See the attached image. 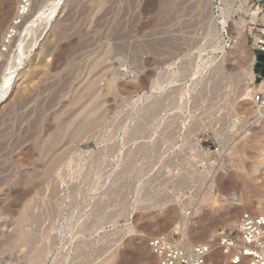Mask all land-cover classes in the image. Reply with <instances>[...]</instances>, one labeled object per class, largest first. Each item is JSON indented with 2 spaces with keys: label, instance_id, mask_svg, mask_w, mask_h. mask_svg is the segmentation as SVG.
I'll return each mask as SVG.
<instances>
[{
  "label": "rangeland",
  "instance_id": "1",
  "mask_svg": "<svg viewBox=\"0 0 264 264\" xmlns=\"http://www.w3.org/2000/svg\"><path fill=\"white\" fill-rule=\"evenodd\" d=\"M44 1L0 102V264H155L153 236L193 245L264 214V0H64L41 36ZM14 7L0 0V37ZM89 107L97 125L72 142ZM211 258L223 261L215 246Z\"/></svg>",
  "mask_w": 264,
  "mask_h": 264
},
{
  "label": "built area",
  "instance_id": "2",
  "mask_svg": "<svg viewBox=\"0 0 264 264\" xmlns=\"http://www.w3.org/2000/svg\"><path fill=\"white\" fill-rule=\"evenodd\" d=\"M32 2L17 0L16 16L0 40V65L18 51L19 26L29 18ZM29 23L32 31L35 20ZM50 24L43 23L38 34L44 35ZM258 43L260 51L264 52V41ZM253 101L255 112L261 117L264 113V92H256ZM215 151H219V148H215ZM214 246L225 264H264V214L244 211L239 215L236 226L218 230L209 240L193 245L188 244L181 235L159 234L148 240L149 250L156 258L155 264H213L211 256Z\"/></svg>",
  "mask_w": 264,
  "mask_h": 264
},
{
  "label": "bare ground",
  "instance_id": "3",
  "mask_svg": "<svg viewBox=\"0 0 264 264\" xmlns=\"http://www.w3.org/2000/svg\"><path fill=\"white\" fill-rule=\"evenodd\" d=\"M33 1H37V0H33ZM64 0H47L43 5H44V7H48V8H46L47 9V14H45V15H43V19H45V22H46V24L47 23H49L50 22V20L54 17V15L56 14V12L58 11V9H59V7H60V5H61V3L63 2ZM67 2V1H66ZM102 2V0H100V3ZM16 3H17V0H15V7L13 8V11H12V16H11V18H10V20L8 21V23H7V26L5 27V29H4V31H3V33L1 34V37H0V40H1V38L4 36V34H5V32H6V29L8 28V26H9V24H10V22L15 18V14H16ZM43 5H41V8L42 9H44L42 6ZM32 9V8H31ZM40 9V8H39ZM38 9V10H39ZM40 11V10H39ZM41 13H42V11H40ZM40 13V14H41ZM44 13H46V11H44ZM39 14V15H40ZM41 16V15H40ZM42 18V17H41ZM218 22H220L221 23V21H218ZM25 24H27V22H26V19L24 20V22L19 26L20 27V29H21V32H20V35H19V37H18V43H19V45L21 44V40H22V38H23V36L25 35L24 34V32L26 33V31H27V28L28 27H23ZM221 24H223V28H224V21L221 23ZM221 26V25H220ZM222 27V26H221ZM40 41H42V40H40ZM261 41H264V39H262V38H258L257 39V42H261ZM32 42V41H31ZM31 44V43H30ZM36 44V40H33V44L31 45V47L32 46H34ZM31 47H28L29 48V50L31 49L32 50V48ZM21 48V47H20ZM22 49H23V47H22ZM22 49L20 50V52L17 54V53H15L17 56H15V54L13 55V56H15L14 58H13V60H11L10 59V64L8 63H3L0 67L1 68H3L2 70V74H4L5 73V75L3 76V75H1V79H0V102L2 101V99L5 97V94H6V92L10 89V87L12 86V84L15 82V80H16V77L17 76H19L18 75V70L20 69V66L22 65V63L24 62V59L26 58V55H27V53H25L26 51H22ZM23 50H26V49H23ZM223 52V48L221 47V50L219 51V52ZM7 62V61H6ZM9 62V61H8ZM253 64V61L251 62V64H249L250 65V67H251V65ZM249 67V68H250ZM251 70V69H250ZM250 70H249V72H250ZM241 73V72H240ZM251 79H253V76H251ZM259 82V81H258ZM264 82V80H262L260 83H263ZM260 83H258V84H260ZM257 84V85H258ZM95 81L94 80H92L89 84H88V87L91 89V88H95ZM86 87V86H85ZM87 88V87H86ZM247 88V87H246ZM88 89V88H87ZM87 89H84L85 91H87ZM96 89V88H95ZM259 89V87L258 86H256L254 89H252V90H250V91H255V90H258ZM95 91V90H94ZM249 91V90H248ZM82 93V92H81ZM79 94L78 93V95L72 100V105L74 106V104H76L78 101H80L81 99H82V94ZM243 93V92H242ZM242 93H241V95H242ZM246 94H250V93H246ZM246 94H244V96L246 95ZM247 96V95H246ZM251 96V95H250ZM95 103V102H94ZM93 103V104H94ZM95 105H97V104H95ZM94 105V106H95ZM100 107V106H99ZM97 108V107H96ZM92 109H94L95 110V107L94 108H92ZM90 107H89V110L88 111H90V114L92 113L93 114V112H94V110H92ZM87 110V109H86ZM91 110L93 111V112H91ZM87 111V114L89 113ZM76 114H77V112H75ZM74 112H73V114L74 115H72V118H75L76 116V114H75ZM84 113V112H83ZM82 113V111L79 113L81 116H83V122H85L84 123V126L82 127L81 126V124H80V127H82V130L80 129V131L79 130H76V131H78L77 133H76V131H75V133H73V132H71V133H73V134H75V136H74V138H73V136L71 135V133H70V135L72 136V137H70V139L71 138H73V139H71V141L73 142V141H76V140H78V138H80L81 136H82V133L84 132V131H86L87 129H91V127L97 122V120H98V116L95 114H93V115H90V114H88V115H82L83 114ZM79 114L77 115V117H79ZM90 115V116H89ZM99 115V114H98ZM91 116H93V117H91ZM96 116H97V118H96ZM71 118V117H70ZM80 118V117H79ZM86 118V119H85ZM101 119V118H100ZM74 121V120H73ZM82 121V120H81ZM83 122H81V123H83ZM98 122H100V120L98 121ZM80 123V122H79ZM99 124V123H98ZM70 125H71V120L69 121L68 120V122H67V124L63 127V129H61V130H58L59 132H57V134H53L54 136H49V139H51V140H49V139H47V143H48V140H49V143L46 145V147L44 146V150L43 151H45V152H43L41 149V153L43 152V155H44V153L45 154H48V152L50 151V149L52 150V145H54L55 146V144L56 143H58V142H60L64 137H65V135L66 134H68V128L70 127ZM96 125H97V123H96ZM75 130V129H74ZM72 131V130H71ZM83 131V132H82ZM70 132V131H69ZM84 134V133H83ZM131 134H132V132H131ZM70 135H67V136H70ZM65 139V138H64ZM70 141V140H69ZM45 142V141H44ZM56 145H58V144H56ZM70 147V146H69ZM40 148V147H39ZM42 148V147H41ZM64 148V147H63ZM68 148V147H67ZM59 152H61V150H59ZM129 153V152H128ZM54 154V153H53ZM62 154V153H61ZM123 154V153H122ZM42 155V154H41ZM59 155V154H58ZM57 155V156H58ZM67 155V154H66ZM124 155V154H123ZM53 156V155H52ZM119 156H120V154H119ZM129 156V155H128ZM49 157V156H48ZM59 157V156H58ZM121 157H123V156H121ZM125 157V156H124ZM43 158V157H42ZM45 158V157H44ZM43 158V159H44ZM64 158V157H63ZM57 157L56 156H54V157H51V159H49V161L47 162V164H48V166L47 167H45V168H41L39 171H37V172H35V174H33L32 173V175H33V179H38V178H42V177H44V176H46L49 172V170H50V168L55 164L54 162H56L57 160ZM56 160V161H55ZM44 161V160H43ZM60 161V160H59ZM45 162V161H44ZM61 162V161H60ZM43 164V163H42ZM42 166V165H41ZM63 169V168H62ZM34 170V169H33ZM32 170V171H33ZM59 173V172H58ZM63 173V172H62ZM113 173V172H112ZM118 173V172H117ZM61 174V173H60ZM119 174V173H118ZM32 175H31V177H32ZM62 176V175H61ZM117 176V175H116ZM110 177V176H109ZM53 178V177H52ZM60 179V178H59ZM59 179H57V181H59ZM39 180V179H38ZM53 180V179H52ZM28 181H30V180H28ZM40 182V181H39ZM33 183V182H32ZM52 183V182H51ZM29 184V183H28ZM35 184V183H34ZM38 184V183H37ZM107 185V184H106ZM109 185V184H108ZM107 185V186H108ZM27 186V185H26ZM25 186V187H26ZM31 186V185H30ZM35 186V185H34ZM31 187H33V186H31ZM52 187H53V185H52ZM73 188H75V187H73ZM32 189V188H31ZM57 189V188H56ZM54 190V189H53ZM59 190V189H58ZM204 190V189H203ZM52 192V191H51ZM53 193V192H52ZM58 193V192H57ZM57 194H55V196H56ZM197 195H198V193H197ZM202 195H204V194H202ZM54 196V195H53ZM54 196V197H55ZM58 196H59V194H58ZM192 199V198H191ZM59 200H60V198H59ZM58 200V201H59ZM193 200V199H192ZM53 202V201H52ZM56 202V201H55ZM54 202V203H55ZM189 202V201H188ZM56 203H58V202H56ZM180 203V202H179ZM187 204V203H186ZM185 204V205H186ZM54 205V204H53ZM57 205V204H56ZM183 205V204H182ZM194 207H195V205H193ZM54 207V206H53ZM179 207H182V206H180L179 205ZM50 208V207H49ZM52 208V207H51ZM55 208H57V207H55ZM63 208V207H62ZM183 208H187L186 206L185 207H183ZM53 209V208H52ZM182 209V208H181ZM54 210V209H53ZM55 211V210H54ZM189 210H187V209H183V211H181L183 214V233L185 234L186 232H185V230H186V228L188 227V225H189V223H191V218H192V216H193V212H188ZM55 213V212H54ZM61 213V212H60ZM59 214V213H58ZM52 215H53V213H52ZM57 215V214H56ZM61 215V214H60ZM19 217H21V215L19 216ZM23 217H24V215H23ZM23 217H21V218H19L18 219V221L20 222V223H22L21 222V220L23 221L24 219H23ZM19 224V223H18ZM23 224V223H22ZM20 231V233H19V235H20V240H25L26 241V239H27V236L29 235V234H27V232H25V231H21V230H19ZM18 235V236H19ZM25 241H23V242H25ZM28 242H29V240H28ZM30 243V242H29ZM27 244V243H26ZM6 245L8 246L9 245V243H6ZM41 251V250H40ZM45 252V251H44ZM43 251H41V253L43 254L44 253ZM40 253V254H41ZM37 254V253H36ZM36 254H34V255H36ZM39 255V254H38ZM38 255H37V257H38ZM40 257V256H39ZM39 257H38V259H39ZM43 257V256H42ZM41 257V258H42ZM33 258H34V256H33ZM33 260V259H32ZM35 260V259H34ZM42 259H40V260H38V261H41ZM110 262V261H109ZM105 263V262H104ZM105 264H108L107 262L105 263ZM213 264H225V261H214L213 262Z\"/></svg>",
  "mask_w": 264,
  "mask_h": 264
},
{
  "label": "water",
  "instance_id": "4",
  "mask_svg": "<svg viewBox=\"0 0 264 264\" xmlns=\"http://www.w3.org/2000/svg\"><path fill=\"white\" fill-rule=\"evenodd\" d=\"M257 64H256V68H255V72H258L259 70L261 71V76H264V66H263V63H264V53H259L257 55ZM261 68V69H260Z\"/></svg>",
  "mask_w": 264,
  "mask_h": 264
},
{
  "label": "flooded vegetation",
  "instance_id": "5",
  "mask_svg": "<svg viewBox=\"0 0 264 264\" xmlns=\"http://www.w3.org/2000/svg\"><path fill=\"white\" fill-rule=\"evenodd\" d=\"M263 66H264V63H263ZM261 69V68H260Z\"/></svg>",
  "mask_w": 264,
  "mask_h": 264
}]
</instances>
